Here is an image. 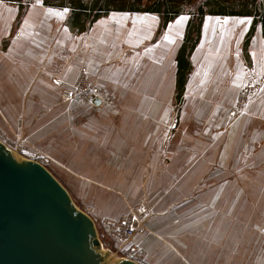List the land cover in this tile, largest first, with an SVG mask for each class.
Segmentation results:
<instances>
[{
	"label": "rangeland",
	"instance_id": "rangeland-1",
	"mask_svg": "<svg viewBox=\"0 0 264 264\" xmlns=\"http://www.w3.org/2000/svg\"><path fill=\"white\" fill-rule=\"evenodd\" d=\"M12 8L18 11L17 4L0 0L2 28L3 20ZM29 8L39 10L36 12L38 14L43 10L48 11L41 17L51 19L66 18L68 14V9L47 7L41 0H24L25 10L20 21L16 23V15L7 21L11 28L8 34L6 29L7 35L2 36L0 43L3 63L5 58H10V62H13V56L7 54L8 43L19 29L18 26L28 14ZM30 16L33 15L28 14L27 19ZM105 17L112 20L110 29L120 33L117 51L123 68H128L131 73L130 80L124 81L117 90L105 91L101 88L98 94L102 99L101 106L94 108L91 107V104L95 105L93 100L81 103L72 97V100L67 101L61 97L62 90L59 88L57 94L59 100L66 104V113L73 115L74 109L84 105L89 107L87 114H95L103 109L99 112L113 116L114 128L117 129L125 119L127 123L124 129L138 130L136 139L139 146H144L145 154H137L138 167L142 165L149 174L154 166L161 173L167 172L170 175L167 178H157L160 181L156 183L174 181V174L177 173V181L182 184L183 189L177 198L182 201L185 196H193L197 202L192 207L193 211L204 210L206 216H210L215 210L231 213L234 217L226 220L249 231L246 235H240L242 240L246 239L243 246L247 249L246 254L240 255L241 263L248 259L251 264H264V95L261 96L259 88L264 77L254 76L250 44L246 49L247 53H244L242 43L245 33L240 32L251 17L205 15L203 24L208 20V29L204 32L208 36L207 43L198 52L200 66L199 63L195 67L192 65L188 75V79L191 77L190 83L187 88L185 85L180 100H176L174 86L168 83L172 69V64L168 67V61L174 46L182 41L184 33L179 28L177 19L187 21L188 14L175 17L158 34L156 30L159 16L156 13L111 11ZM224 35V40H221L220 37ZM113 48L112 46L110 50L115 53ZM133 57L138 62L135 80H132V67L128 66ZM223 57L225 61L221 63ZM207 58L213 63L205 67L202 62ZM158 61L159 77L156 74ZM236 61L240 62L238 68H242L244 75V81L235 84L241 87L239 92L225 89L227 84L235 83L232 80L235 75L232 65H236ZM18 64L25 67L22 62ZM261 65L263 66V60ZM202 70L207 73H202ZM22 74L18 76L22 77ZM6 92L9 91L0 90L4 97L2 101H8L4 96ZM61 101H58L59 105ZM8 107L12 109V113L11 109L6 113L0 103V142L20 157L42 164L66 189L74 206L93 220L100 248H107L109 254H113V259L122 258L120 250L115 249L109 238L108 232H112V229H107L110 227L104 223L116 221L130 212L116 218L98 217L95 203L83 202L76 195L79 187L71 185V174L51 166V159L46 152L52 151L56 146L47 147L38 141L34 143L27 139L29 132L23 128V115L19 113L22 107L17 113L14 112L16 106ZM75 117L69 116L70 123L74 122ZM143 155H146L145 161L140 158ZM180 260L188 264L183 258Z\"/></svg>",
	"mask_w": 264,
	"mask_h": 264
},
{
	"label": "crops",
	"instance_id": "crops-1",
	"mask_svg": "<svg viewBox=\"0 0 264 264\" xmlns=\"http://www.w3.org/2000/svg\"><path fill=\"white\" fill-rule=\"evenodd\" d=\"M38 11L29 8L28 14L33 16L28 19V14L25 16L8 43L7 54L13 56V62L5 58L3 63L0 53V90L9 91L4 94L8 101H2L4 97L0 94V103L6 113L11 109L9 105L16 106L15 113L22 107L19 113L23 115V128L29 132L27 139L47 147L56 146L46 152L51 159V166L71 174V185L79 187L76 195L83 202L95 203L98 217L116 218L136 210L140 204L144 206L146 230L129 239L144 249V264H184L180 258L188 264H251L248 259L241 263L240 257L247 253L243 246L246 239L242 240L240 235H246L249 231L226 220L234 217L231 213L215 210L206 216L204 210L193 211L192 207L197 203L193 196H185L182 201L177 198L183 190L182 184L177 181V173L174 174V181L156 183L160 181L157 178L170 175L161 173L154 166L149 174L142 165L138 167L137 154H145L144 146H139L136 139L138 130L124 129L127 123L125 119L117 129L114 128L113 116L99 112L103 109L95 114H87L89 107L84 105L74 109L73 115L66 113V104L59 100L57 94L60 84L64 87L95 85L99 89L111 91L120 89L124 81L130 80L131 73L128 68H123L117 51L120 33L110 29L112 20L103 16L85 32L72 33L65 23V17H41L48 11L43 10L39 14L36 13ZM17 13L15 8L10 9L3 20L4 28L0 23V43L2 36L5 37L11 28L7 21ZM177 20L179 28L184 30L186 20ZM207 22H204L200 40L190 56L194 67L199 63V50L207 43L208 36L204 34L208 29ZM209 23L211 26V20ZM250 23L249 19L240 32L246 34ZM2 32H5L4 35ZM224 37L220 39L224 40ZM180 43L174 44L168 61V67L172 64L168 83H172L174 88L175 56ZM249 44L255 67L254 76L264 77V37L261 36L259 25ZM112 46L115 53L110 50ZM224 61L223 57L221 63ZM20 62L25 67L20 66ZM202 63L206 67L213 62L207 58ZM137 64L135 57L128 62V66L132 67V80L136 79ZM232 66L235 69L232 78L235 83L227 84L225 89L239 92L241 87L235 84L242 83L244 75L242 68L239 69L240 62L236 61V65ZM157 67L156 74L159 77L160 61ZM202 73L207 72L202 70ZM20 74L23 76H18ZM190 80L191 77L186 82V88ZM259 88L261 96L264 95V78ZM97 97L100 103L91 104L92 108L101 106L102 99L100 95ZM58 101H61V105ZM69 116H76L73 123H70ZM140 158L145 161L146 155ZM108 233L115 249H119L124 243L121 233Z\"/></svg>",
	"mask_w": 264,
	"mask_h": 264
},
{
	"label": "water",
	"instance_id": "water-1",
	"mask_svg": "<svg viewBox=\"0 0 264 264\" xmlns=\"http://www.w3.org/2000/svg\"><path fill=\"white\" fill-rule=\"evenodd\" d=\"M100 245L93 220L56 178L0 142V264H138Z\"/></svg>",
	"mask_w": 264,
	"mask_h": 264
},
{
	"label": "trees",
	"instance_id": "trees-1",
	"mask_svg": "<svg viewBox=\"0 0 264 264\" xmlns=\"http://www.w3.org/2000/svg\"><path fill=\"white\" fill-rule=\"evenodd\" d=\"M17 4L18 23L24 13V0H3ZM42 4L53 8L68 9L65 23L72 33L88 30L100 17L111 11L149 12L159 16L157 34L175 17L187 13L183 37L177 49L175 73V98L180 100L185 89L188 75L192 70L190 56L196 48L205 15L247 16L251 17L250 26L245 34L242 49L247 47L257 26L264 37V0H41Z\"/></svg>",
	"mask_w": 264,
	"mask_h": 264
},
{
	"label": "built area",
	"instance_id": "built-area-1",
	"mask_svg": "<svg viewBox=\"0 0 264 264\" xmlns=\"http://www.w3.org/2000/svg\"><path fill=\"white\" fill-rule=\"evenodd\" d=\"M61 97L67 101L72 100V97L77 101H94V98L100 94V89L93 86H81L77 85L73 88L64 87L61 84ZM83 103V102H81ZM146 217V210L144 206L140 204L138 209L131 211L129 214L122 216L116 221H108L109 229H112L113 234L121 233L124 243L119 247L120 257L134 261L138 264L145 263V251L138 243L130 242L129 239L137 234L143 233L146 230L144 221Z\"/></svg>",
	"mask_w": 264,
	"mask_h": 264
}]
</instances>
